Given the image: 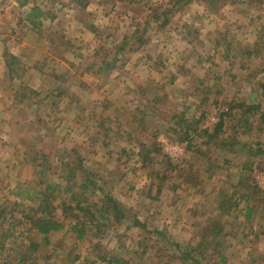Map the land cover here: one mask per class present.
Segmentation results:
<instances>
[{"label": "rangeland", "instance_id": "rangeland-1", "mask_svg": "<svg viewBox=\"0 0 264 264\" xmlns=\"http://www.w3.org/2000/svg\"><path fill=\"white\" fill-rule=\"evenodd\" d=\"M13 1L24 0H0V56L11 69L0 74V264H19L23 254L24 264H182L177 249L195 247L202 227L217 222L220 244L194 251L200 264H264V153L242 144L264 148V133L253 122L237 134L233 118L216 143L197 133L230 101L264 103V0H29L20 12ZM32 6L41 9L39 28L25 20ZM31 68L40 73L31 77ZM57 87L69 103L57 105ZM73 114L78 135L57 125ZM231 137V149L219 145ZM246 158L253 168L239 182ZM62 161L77 168L71 191L86 203L108 193L125 217L82 239L68 218L48 243L29 232L20 209L37 205L47 183L63 190L57 216L60 199L72 203ZM88 174L94 184L82 188ZM229 200L236 204L223 210ZM29 240L36 249H27Z\"/></svg>", "mask_w": 264, "mask_h": 264}, {"label": "trees", "instance_id": "trees-1", "mask_svg": "<svg viewBox=\"0 0 264 264\" xmlns=\"http://www.w3.org/2000/svg\"><path fill=\"white\" fill-rule=\"evenodd\" d=\"M29 3V0H24L19 4V6H24ZM41 9L39 7L32 8L25 14V20L27 21V26L31 28H39L41 22L37 19L40 18ZM158 20V18H157ZM10 58L13 59L12 55H9ZM10 69V68H9ZM58 88V87H57ZM56 88V89H57ZM61 94H64L60 88H58V93H56V97H61ZM263 96H264V89H263ZM264 101V99H263ZM234 101H230L225 109H221L218 113V120L213 123L212 127L206 126L201 130H198L197 133L201 136L206 137L205 143L210 141H216L220 137V134H224L223 131V124L225 118H228L229 121L233 118L237 120L236 128L233 131H237L239 129V133L245 134L249 130L258 129L257 132L264 133V103L259 102L254 105H245L243 103L233 104ZM263 103V104H262ZM263 105V106H262ZM237 108V112L234 110ZM257 116V118H255ZM43 120V119H42ZM40 121V119H37ZM255 128H254V123ZM184 129H180L179 133H183L186 137L188 132L191 131V125L186 124ZM194 131L196 129H193ZM196 132V131H195ZM232 141L220 140L219 145H226L228 148L231 149L236 143L235 139L231 137ZM247 148V152H250L251 155H257L264 153V148H257L252 149L250 144L242 143ZM155 146V145H154ZM149 159L147 155L143 158V164L146 163L145 160ZM151 160V159H149ZM149 160L147 162H149ZM253 163L250 161V158H246L243 164L241 165V171L239 173V182H241V178L245 173H250L252 171ZM60 170L63 172L62 177L65 181L66 185L68 186L67 192H72L69 199H71L72 203H69L67 199L62 198L59 202V207L61 210L60 216L56 215V208L57 205L54 202L61 196L60 193L63 190L59 189V184L54 183H47L45 187L40 191L39 197H37V205L35 206H26L23 209H20L22 213V219L25 220L26 224L28 225V231L32 232L33 234L40 235L41 239L44 243H48V235L51 232L59 231L63 228L64 220L70 219V231L75 233L76 239H82L85 236L87 237V232L90 231L92 226H100L105 222H111L113 218H124L125 215L121 211L119 204L116 200L108 193H105V197L100 199V201L95 203H86V198L83 196L78 197L76 192L71 191L70 188V181L74 180L77 174V168H75L74 163H70L68 161H62L60 165ZM65 172V175H64ZM188 181H190L188 179ZM187 181V182H188ZM244 181V179H243ZM87 184H94L93 180L91 179L90 175L88 174L87 177L84 178L83 183L81 185L82 188H85ZM236 204V201L229 200L228 208L225 207V202L218 204V208H224L223 210H228L233 205ZM244 214L243 218L248 220L252 217L254 207L251 204H248L244 207ZM61 217V218H59ZM133 225L144 227L145 224L140 221L139 219H133ZM220 224L213 223L203 226L202 232L203 236H201L195 245V247H190L184 251H178V260H182V264H200L197 259V256L194 255V251L197 249L203 248L206 245L210 244H220L219 241L215 240V237L218 234L220 229ZM223 231L221 234H224ZM11 234L10 229L5 230V237L7 238ZM175 247L178 248V245L173 243ZM38 244L33 240L27 244L28 250L36 249ZM214 246V245H213ZM163 250L155 251L154 254L160 259ZM203 253V252H202ZM100 259L105 260L108 258L106 254L100 253L98 255ZM139 258L143 257L142 254L137 253ZM219 258L221 261H224V255L220 253ZM112 259L108 258L107 262L111 264H129L131 260H125L119 257H111ZM26 260L25 254L23 257L20 258L19 264H24ZM9 264V263H8Z\"/></svg>", "mask_w": 264, "mask_h": 264}, {"label": "crops", "instance_id": "crops-1", "mask_svg": "<svg viewBox=\"0 0 264 264\" xmlns=\"http://www.w3.org/2000/svg\"><path fill=\"white\" fill-rule=\"evenodd\" d=\"M13 4L17 7V9H18V12H20V10H23L26 6H19L18 7V5L13 1ZM29 5V4H28ZM13 7V6H12ZM28 9V8H27ZM27 9H25V11L27 10ZM27 11H29V10H27ZM13 55H16L17 57H20L19 56V54H15V53H12ZM6 58H7V56H0V61H1V63H0V74H2L1 76H4V75H9V69L7 68V67H5L4 66V61H6ZM36 69V68H35ZM34 68H31V70L29 71V75H32L31 77H33V76H36L37 74H39L40 72L39 71H37V70H35ZM10 71H11V69H10ZM29 83H30V80H29ZM13 88V86L12 87H10L9 85L8 86H5V87H3V89L4 90H10V89H12ZM33 88V87H32ZM36 88V90H38V88L37 87H35ZM2 89V90H3ZM56 93H58V89H55L54 91H53V94H56ZM62 96L61 97H58L59 98V100H58V103H57V105H62V103H63V101H67L68 103H69V101L68 100H62V99H64L63 98V94H61ZM55 102V101H54ZM30 104H34V103H32V102H29ZM35 106H36V104H34ZM33 105V106H34ZM69 105V104H68ZM53 106H51V108H52ZM73 109V108H72ZM4 112H0V127H3V126H5V120H4ZM75 116V114H73V116L72 117H67V118H63V119H61L60 121H58L57 122V125L60 123H62L61 124V126L62 125H64V123H67V124H70V128H68V130L66 129V131H68V132H70V134H72V135H78L77 133H75L76 131H77V129H79L78 127H73V125H72V123H71V121H70V119L71 118H73ZM66 120H68V121H66ZM75 122H78V121H75ZM102 122V118L100 119V121L97 123L98 125H99V123H101ZM34 124H35V122H34ZM76 124V123H75ZM89 124H91L90 126H89V128H91L94 124L93 123H90L89 122ZM101 125V124H100ZM60 126V125H59ZM68 126V125H67ZM85 129V128H84ZM83 134H82V136H83V141L85 142V140H87V138H86V131H84V132H82ZM95 147V146H94ZM94 147H92V148H94ZM96 149H99L100 147H95ZM94 148V149H95Z\"/></svg>", "mask_w": 264, "mask_h": 264}, {"label": "built area", "instance_id": "built-area-1", "mask_svg": "<svg viewBox=\"0 0 264 264\" xmlns=\"http://www.w3.org/2000/svg\"><path fill=\"white\" fill-rule=\"evenodd\" d=\"M174 151V152H173ZM176 151H178V148L177 147H171L169 150H168V156L170 158L173 159V157L176 155Z\"/></svg>", "mask_w": 264, "mask_h": 264}]
</instances>
